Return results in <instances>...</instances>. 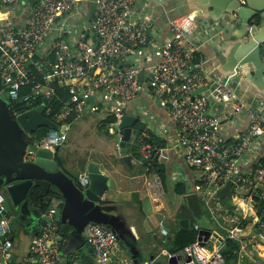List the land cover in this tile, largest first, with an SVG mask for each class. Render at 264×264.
<instances>
[{"label": "built area", "instance_id": "obj_1", "mask_svg": "<svg viewBox=\"0 0 264 264\" xmlns=\"http://www.w3.org/2000/svg\"><path fill=\"white\" fill-rule=\"evenodd\" d=\"M90 1L95 3V9L88 22V8L84 9V5ZM139 1L39 0L29 8L24 0H0L3 97L11 107L15 102L30 106L40 101L29 110L44 99L52 98L54 85L66 87L70 100L55 115L56 123L71 115L78 119L101 114L104 119L114 120L106 125L112 134V125L118 124L124 115H136L145 129L137 141L134 132L129 143L137 145L142 160L148 162L156 158L165 162L171 149L163 138L167 131H161L155 120H149V112L143 105L136 104L134 111L129 108L142 99L151 101L164 110L170 123L176 126V146L181 148L185 163L197 173L190 193L197 195L202 212L206 213L205 220L216 225L218 193L230 181L236 206L244 213L239 219L252 217L257 228L251 238L264 241V211L259 217L256 209V200L264 201V168L253 173L241 171V162L264 136V110L250 108L241 101L234 85L236 74L214 81L207 79L203 73L205 62L199 57L201 43L193 38L197 28L195 14L170 19L168 38L155 42L152 40L153 22L136 10ZM15 13L24 17L23 25L12 24L11 17ZM80 21L85 24L77 30L75 24ZM260 50L264 61V42L260 43ZM34 54L39 55L40 63L31 62ZM31 65L42 75L41 82L30 74ZM140 73H143L142 80ZM29 77L34 84L21 94V88L29 84ZM228 104L233 105L236 114L244 112L248 118L246 131L237 135L230 145L221 137L217 114L210 112L213 107ZM47 105L44 113H49ZM64 127V130L47 131L44 138L36 142L56 151L67 140V125ZM155 139L164 140L166 145L152 144ZM31 156V152L26 153L25 160ZM174 180L180 181L176 177ZM161 184L158 176L143 181L153 200ZM78 185L88 186L87 174L79 176ZM60 205L59 200L53 199L52 206L42 215L45 224L31 242L37 264H55L59 260L54 239L59 234ZM219 224L216 226L222 228ZM9 225L0 193V236H7ZM193 228L198 233L203 231L198 224ZM238 230L237 227L227 229L228 238L235 240ZM160 234L169 235L162 226ZM85 236L98 264H132L131 258L117 257L121 244L109 228L89 224ZM212 236L209 232L205 241L198 240L197 236L196 241L179 254L167 255L166 264L170 261L225 264L220 241L209 244ZM11 248L12 243L7 238L0 243V264H11ZM71 264L80 263L73 260Z\"/></svg>", "mask_w": 264, "mask_h": 264}, {"label": "crops", "instance_id": "obj_2", "mask_svg": "<svg viewBox=\"0 0 264 264\" xmlns=\"http://www.w3.org/2000/svg\"><path fill=\"white\" fill-rule=\"evenodd\" d=\"M193 4V0H141L136 3V10L140 15L148 17L153 22L152 40L155 42H162L169 36L168 21L188 13L191 7H193ZM86 7L87 5H84V9H86ZM86 11L88 12V10ZM11 18L12 24L16 26L23 25L25 21L24 17H18L17 13ZM78 21L77 19V22ZM196 22L197 28L193 33V38L201 43L199 57L205 62L203 63V73L209 81H214L218 78L213 70L214 68L212 69L211 63L213 64L214 61L218 59L220 61L223 60L221 55L232 47L235 42L233 35L237 32L231 27H225L224 31V29L218 25V22H214V19H212L209 13L203 17H196ZM234 85L236 86L237 94L245 105L257 110H264V78L258 80L252 74L249 76V79L246 80L244 76H238L235 77ZM136 104H141L147 109L149 112L148 115H150L148 116L149 120L153 119L158 122L157 124L161 131H167L166 135H163V138L167 139L171 149L167 152V160L165 162H160L165 167L167 189L165 190L161 184V190L164 196L168 194V196L171 195L176 200L178 195L174 196L175 194L172 191V187L178 181H175L174 178L176 177L180 180L178 183L191 189L190 187L197 173L190 169L185 163L181 148L176 146V126L170 123L165 111L155 106L151 101H146L144 99L131 104L129 107L130 111L136 110ZM210 112L212 114H217L220 120V134L227 145H230L235 140L236 136L245 132L248 127V118L246 114L244 112L236 114L232 104L225 105L221 108L213 107ZM90 116L75 119L71 124H68L66 129L67 139L69 129L75 124H79L78 127L81 130L92 126L98 132L103 131L105 137L112 135L108 127L104 126V116L99 119ZM90 118L92 119L89 120ZM145 123L147 124V122ZM76 141L77 140H75V143ZM110 141V143H107L104 138H99L96 143L97 145L92 151L85 148L82 153L80 152L82 148H79L77 142V144H74L69 150L73 155L71 158L68 157L66 153H63L62 150L63 147L66 146V140L64 145L57 149V157L60 158L62 162L61 168L67 175L74 176L78 179L80 175L86 174L87 167L90 164L97 165L102 174L111 181L109 190H107L102 198V205L109 208L108 214L118 219L121 223L122 231L124 232L123 242L128 245L130 243L129 240H131L132 245L130 244L129 246L136 249L138 264H150V262L151 264H157L160 262V259H162L163 264H166L168 262L167 255H169V253L160 245V242L165 237L160 234V227L166 228L169 235L172 234L171 224L175 220V211L171 209V211L165 212L167 208L165 203H162L157 196L155 197L156 199L153 200L147 188L143 186L144 179L151 180L158 175L155 173H147L146 171L139 173L142 168L140 163L135 159L131 160L132 163L130 166L126 165L122 161L123 155L120 151V156L117 157L120 158V162H117L114 153L115 142L111 138ZM263 155L264 136L257 144L251 147L250 152L241 162V171L250 172V168L253 166L254 162ZM133 180L136 181L133 190H127V185ZM172 197H169L170 201H172ZM178 197L181 199L182 204H186L183 200L184 195L183 197ZM218 197L217 205L219 206V211H217L218 219H216V221L222 224V228L209 224V229H212L210 232L213 235L208 239L209 244H217V242L220 241V245L223 247L225 240L228 238L227 233L229 231L226 232V230L237 227L239 229L235 232L237 239L235 237L234 240L240 243L237 264H264V241H255L251 238L257 228L253 218L248 217L243 220L239 219L244 213L238 205L236 206V198L232 192L230 199L221 196ZM50 206H52V202L48 208ZM29 208L36 209L37 207H33L29 204ZM202 211L201 208V217L205 220L207 218L206 213ZM170 216L173 217L171 220H169ZM6 217L10 224L7 239L12 243L10 251L11 264H37L31 252V242L39 233L42 216L40 218L22 217L17 210H14L12 215L6 213ZM163 219L168 221L167 227L162 224ZM232 225L233 227H230ZM65 230L66 233L70 234L73 228L66 225ZM83 235L85 236V229ZM83 235L73 236L75 241L71 242V249L76 251L77 257L69 258L68 264H71L73 260L78 261L80 264H98L90 247L86 254L79 252L80 248L88 243L86 236L84 237ZM63 240H65V237ZM65 245H67V241L64 243V246ZM59 255L60 260L62 255ZM117 257L130 258V255L127 254L120 245Z\"/></svg>", "mask_w": 264, "mask_h": 264}, {"label": "water", "instance_id": "obj_3", "mask_svg": "<svg viewBox=\"0 0 264 264\" xmlns=\"http://www.w3.org/2000/svg\"><path fill=\"white\" fill-rule=\"evenodd\" d=\"M31 8L39 0H24ZM194 4L188 13L196 17L211 14L214 22L224 29L231 27L236 30L233 35L235 42L232 47L221 55L223 60H216L212 69L218 79H225L235 75L249 79L252 74L258 79L264 78V61L262 59L260 43L264 42V0H193ZM86 20L92 19L95 3H87ZM31 62L40 63L39 55L34 54ZM143 79V73L139 74ZM5 85L0 77V193L4 197V208L7 214L12 215L17 210L22 217L42 216L41 206L32 203V196L39 198V203L49 206L53 200L49 194L59 195L61 202L59 209L60 228L58 237L54 239L61 259L55 264H68L69 258L77 257L76 251L71 249L74 235H83L89 224L105 226L113 231L122 248L130 255L132 264H138L136 249L124 243L122 225L115 217L108 214L109 208L103 204V196L109 190L111 181L102 174L95 164L87 167L88 186L81 188L78 179L74 180L63 172L57 161V150L52 151L35 141L37 130L45 128L48 131L64 130V126L46 116V105L52 101L44 99L38 106L29 110H20L17 114L10 112V105L3 97ZM139 123L136 115L127 114L118 124L112 125L113 134L117 136V146L123 155L122 161L130 166L131 159L127 155L126 145L134 134L135 126ZM31 152L32 157L25 160V154ZM218 196L231 198V182H227ZM184 202L192 214L199 218L201 206L196 194L188 193ZM29 204L36 209H30ZM41 226L45 224L42 218ZM73 228L72 233H66L65 226ZM84 236V235H83ZM65 237V240H63ZM85 237V236H84ZM208 231H200L198 240H206ZM7 238L0 236V243ZM67 245L64 246V243ZM63 243V244H61ZM88 243L80 248L79 252L87 253ZM89 259V258H88ZM152 260V259H151ZM175 264V261H170ZM157 264H163L162 259Z\"/></svg>", "mask_w": 264, "mask_h": 264}, {"label": "trees", "instance_id": "obj_4", "mask_svg": "<svg viewBox=\"0 0 264 264\" xmlns=\"http://www.w3.org/2000/svg\"><path fill=\"white\" fill-rule=\"evenodd\" d=\"M30 74L36 77V80L41 82L42 81V75L35 72L33 65H31L29 68ZM34 84V81L31 80L29 77V84L25 87H22L20 90L21 94H24L25 92H28L32 85ZM54 94L52 96V101L47 105V110H49V113H44L47 118L50 120L56 122L55 115L61 111L64 105H66L70 100V94L68 92V89L66 87H61L58 85H54ZM38 102H34L32 105L28 106L25 103L22 102H15L12 104V107L10 106V112L15 114L18 111L24 109L27 110L28 108L32 107L33 105H37ZM73 115H71L66 120L60 122L62 126L71 124L75 119ZM114 120L110 117H107L103 119L104 126L107 127V124L112 123ZM135 139L137 141V138L140 136L141 132L145 129L144 125H140L138 123L135 126ZM47 129L42 128L39 129L35 134V141H39L47 133ZM153 144H157L160 147H164L166 145V142L164 140L155 139L154 141H151ZM127 148V154L130 155L131 160L135 159L138 163H140L141 170L139 173H142L143 171H146L147 173H155L159 176L161 179V183L163 185V188L166 190V182H167V175L165 171L164 165H162L156 158L152 159L150 161H145L140 158L138 155V148L137 145L128 143L126 145ZM57 161L59 162L60 166L62 167V162L60 158L57 157ZM264 168V155L259 157L253 164V166L250 168V172L253 173L256 170L263 169ZM74 180H76V177H72ZM172 191L175 195L183 196L186 195L188 192L191 191V189L187 188L185 185L176 183L172 187ZM49 196L53 199H58L59 195L55 192L53 194H49ZM32 203L40 204L42 212L45 213L48 209V206H43V204L39 203V198L36 195L32 196ZM257 204V216L261 217L262 212L264 211V201L256 200ZM175 211V220L171 224L172 234L168 235L167 237H164L163 240L160 242V245H162L169 254H179L184 250L185 247L191 245L194 243L197 239L198 232L194 230V225H199L200 228L204 231H212V229H209V223L204 220L201 215L199 218H196L190 209L187 207L186 204L179 205ZM60 226V225H59ZM59 233V231H58ZM128 245H132L131 240H129ZM240 250V243L237 241H234L232 239H226L222 250V258L224 260L225 264H237V258H238V252Z\"/></svg>", "mask_w": 264, "mask_h": 264}, {"label": "rangeland", "instance_id": "obj_5", "mask_svg": "<svg viewBox=\"0 0 264 264\" xmlns=\"http://www.w3.org/2000/svg\"><path fill=\"white\" fill-rule=\"evenodd\" d=\"M84 24H85L84 21H80L79 23L75 24V27L77 28V30H80L81 26L84 25ZM68 26H70V25H68ZM90 117H94L96 119H99V118L103 117V115L95 114V115H91ZM91 119L92 118H90L89 120H91ZM78 125L79 124H75L72 128L69 129L66 146L63 147V149H62L63 153H66V155L68 157L72 158L73 155L69 152V150H70V148H72V146H74V144H77V142H78L79 148H82V151H80L82 153L85 150V148H88L90 151H92V149L97 145L96 143H97V140H99V138H102V139L104 138V140H106L107 143L111 142L110 141V138H111L115 142V144H114L115 160L117 162H120V160H119L120 158H117V157L120 156L119 149H118V146H117V144H118L117 143V140H118L117 136L110 135L109 136L110 138L109 137H105L104 134H103L104 133L103 131L98 132L92 126L87 127V129L81 130V129H79ZM75 140H77L76 143H75ZM135 182H136L135 180L130 181L129 185H127L126 189L127 190L129 189V190L132 191ZM156 196L158 198H160L162 203L163 202L165 203V206L167 207L165 212H169V211H171V209L174 210V209H176L179 206V204H182L181 199L177 195H174V196H177V199L175 200V198H173L171 195L168 196V194H167V195L164 196V194H162L161 190L156 191ZM169 197H172V201H170ZM133 199H135V198H133ZM122 207H125V206H122ZM172 218L173 217L170 216L169 220H171ZM162 224L165 227H167L168 221L166 219H163L162 220ZM217 224L218 223H216V225ZM213 225H215V224L213 223ZM219 225L222 226V224H219Z\"/></svg>", "mask_w": 264, "mask_h": 264}, {"label": "flooded vegetation", "instance_id": "obj_6", "mask_svg": "<svg viewBox=\"0 0 264 264\" xmlns=\"http://www.w3.org/2000/svg\"><path fill=\"white\" fill-rule=\"evenodd\" d=\"M38 131V130H37ZM37 134V133H36ZM32 157V156H31Z\"/></svg>", "mask_w": 264, "mask_h": 264}]
</instances>
